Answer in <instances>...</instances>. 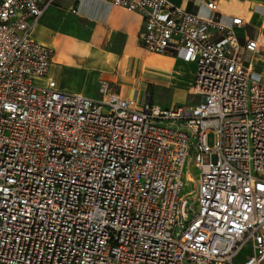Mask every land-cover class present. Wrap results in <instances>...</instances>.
Segmentation results:
<instances>
[{
  "label": "built area",
  "instance_id": "1",
  "mask_svg": "<svg viewBox=\"0 0 264 264\" xmlns=\"http://www.w3.org/2000/svg\"><path fill=\"white\" fill-rule=\"evenodd\" d=\"M55 1L0 0V264H264V82L244 21L215 0L211 17L101 0L140 15L146 52L195 66L198 102L162 109L35 82L54 50L32 32Z\"/></svg>",
  "mask_w": 264,
  "mask_h": 264
},
{
  "label": "crops",
  "instance_id": "2",
  "mask_svg": "<svg viewBox=\"0 0 264 264\" xmlns=\"http://www.w3.org/2000/svg\"><path fill=\"white\" fill-rule=\"evenodd\" d=\"M166 1L186 12L202 17L213 16L206 4L214 0ZM215 1L222 21L230 17L244 21V26L235 31L240 43L246 39L257 41L258 51L248 57L252 60L254 72L263 82L264 0ZM60 12L62 25L65 16L69 15L78 28L76 25L72 29L52 25L53 17ZM141 29L140 15L105 1L56 0L32 32L34 40L54 50L47 75L35 82L43 86L50 79L59 90L88 98H96L100 83L106 82L110 92L134 99L139 104L149 101L162 109L172 108L178 103L196 104L197 97L190 95L195 66L169 55L146 52L139 41ZM171 81L178 84L174 85L169 106L153 104L147 92L156 87H170Z\"/></svg>",
  "mask_w": 264,
  "mask_h": 264
},
{
  "label": "rangeland",
  "instance_id": "3",
  "mask_svg": "<svg viewBox=\"0 0 264 264\" xmlns=\"http://www.w3.org/2000/svg\"><path fill=\"white\" fill-rule=\"evenodd\" d=\"M64 13V12H63ZM56 17V18H55ZM65 20H64V25H62L63 21H62V18L63 16L61 15V12L60 14H55V16L53 17V21H51V24L54 25V26H61L62 28H69V29H72L74 27V25L77 26L78 28V24H74L75 22L71 21L70 19V16L67 15L65 16ZM76 28V29H77ZM78 30V29H77ZM190 71H191V68H190ZM263 82H264V78H263ZM178 83L175 82L174 84V81H171L170 83V87H156L154 88L153 90L150 89L147 94H150V98H151V101L153 104H158L162 107H168L170 102H171V95L173 93V91L175 90V86ZM181 104H184V103H178L177 105H181ZM171 128H174L172 126H170ZM180 130L182 132H186L185 129L183 128H180ZM187 133V132H186ZM206 143L209 147H212L213 145V138H212V135H209L207 137V140H206ZM188 157H189V161L188 163L185 165L184 167V170H183V173H182V188H181V191H180V195L182 196H186L187 194H190L186 200H187V203L190 204L191 203V199L193 197V195L195 194V188H194V180L197 179V176H198V172L196 171V169L192 166V161L194 160V157H195V152L190 150L189 153H188ZM209 160H208V156L204 155L203 156V162L204 163H207ZM193 179V183H190L189 180L190 179ZM242 254L240 256H238V260L236 262V264H241V259H242Z\"/></svg>",
  "mask_w": 264,
  "mask_h": 264
}]
</instances>
